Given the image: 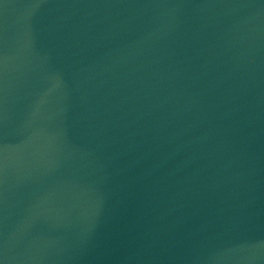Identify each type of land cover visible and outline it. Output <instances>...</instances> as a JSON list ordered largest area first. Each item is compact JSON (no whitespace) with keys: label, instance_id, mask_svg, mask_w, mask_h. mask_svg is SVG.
I'll return each mask as SVG.
<instances>
[{"label":"water","instance_id":"95a60500","mask_svg":"<svg viewBox=\"0 0 264 264\" xmlns=\"http://www.w3.org/2000/svg\"><path fill=\"white\" fill-rule=\"evenodd\" d=\"M0 264H264V0H0Z\"/></svg>","mask_w":264,"mask_h":264}]
</instances>
